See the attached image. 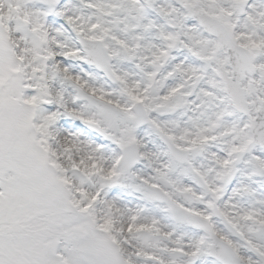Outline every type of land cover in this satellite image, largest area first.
I'll return each instance as SVG.
<instances>
[{
    "label": "rangeland",
    "instance_id": "obj_1",
    "mask_svg": "<svg viewBox=\"0 0 264 264\" xmlns=\"http://www.w3.org/2000/svg\"><path fill=\"white\" fill-rule=\"evenodd\" d=\"M194 12L253 52L257 71L243 86L254 118L264 0H0V214L10 218L0 222V264H222L208 227L244 264H264V148L250 144L247 116L216 76L221 65L231 71L226 51ZM76 34L106 47L117 83L88 62ZM139 103L146 118L134 128ZM162 133L189 151L187 163ZM126 143L140 152L131 170L119 163ZM146 184L176 207L154 201Z\"/></svg>",
    "mask_w": 264,
    "mask_h": 264
},
{
    "label": "water",
    "instance_id": "obj_2",
    "mask_svg": "<svg viewBox=\"0 0 264 264\" xmlns=\"http://www.w3.org/2000/svg\"><path fill=\"white\" fill-rule=\"evenodd\" d=\"M201 23L205 26L206 30L215 34L222 40L220 49L223 48L226 45L230 46L229 55H230V64L232 68L234 69L233 78H228L227 73L222 70L220 72L221 77L223 78L228 93L234 97L235 99V106L240 110L243 111L248 115V106L244 102V96L245 93H243L240 89V80L244 77V73L242 71L247 70L248 72L252 73L254 72V69L252 68L251 61L252 59L249 58V55L246 53V50L242 47L237 46L230 37L229 32L226 30L225 27L221 26L218 21L210 19L208 16L205 15H199L196 16ZM89 42H84L85 49L89 55V60L95 64L98 68H101L105 71L111 78L112 74L109 69V62H106L104 65L100 64L97 59H95L92 52L88 49L87 44ZM99 51H102L105 54L106 59L108 60V56L106 55V50L104 48H101V44L98 41L91 42ZM114 81V80H113ZM244 106V107H243ZM138 113L132 118V122L136 126H140L144 119V113L143 109L141 107L138 108ZM85 125L93 128V129H99L97 125H94L92 123H84ZM251 129L254 136V142L257 144H261L264 146V103L261 105V110L258 112V116L255 120L251 121ZM100 130V129H99ZM101 133H104L102 130H100ZM166 143L168 144L171 153L182 162L186 161L187 153L179 150L176 148L170 141L166 140ZM125 151V157L123 159L122 164L127 167L131 168L134 163L138 160V150L135 146H127L124 148ZM147 190L152 193V195L159 201H166L170 203L171 205L174 204L173 201H171L164 193H162L159 189L151 186H147ZM182 199L188 202L189 204L192 203V198L186 194H182ZM226 264H237L236 259L229 261L228 259L221 258ZM239 264V263H238Z\"/></svg>",
    "mask_w": 264,
    "mask_h": 264
},
{
    "label": "bare ground",
    "instance_id": "obj_3",
    "mask_svg": "<svg viewBox=\"0 0 264 264\" xmlns=\"http://www.w3.org/2000/svg\"><path fill=\"white\" fill-rule=\"evenodd\" d=\"M59 20H60V21H63L62 18H59ZM56 30H57V32L62 33V31L58 30V28H56ZM63 132H64V131H63ZM67 132H68V133H69V132L74 133L76 137H79V136H80V135L77 133V131H75V130H70L69 128L67 129ZM61 133H62V132H61ZM62 135H63V137H64V138H62L63 141H64L65 138H67V136H70V134H67V135H66V133H62ZM60 137H61V135H60ZM84 144H85V147H86L89 151H90V149H91L92 151H94V155H97L96 153L98 152V149H97L94 145L87 144V143H84ZM94 149H95V150H94ZM100 159L102 160L103 163L106 161V157L103 158L104 160L102 159V157H101Z\"/></svg>",
    "mask_w": 264,
    "mask_h": 264
},
{
    "label": "trees",
    "instance_id": "obj_4",
    "mask_svg": "<svg viewBox=\"0 0 264 264\" xmlns=\"http://www.w3.org/2000/svg\"><path fill=\"white\" fill-rule=\"evenodd\" d=\"M6 18H7V16H6ZM0 116H2V122H3V127H4L6 125L5 119L7 118V116H4L3 114H0ZM2 131H3V128H2ZM3 214H4V211L0 215H3ZM26 232H30V231L26 230Z\"/></svg>",
    "mask_w": 264,
    "mask_h": 264
}]
</instances>
